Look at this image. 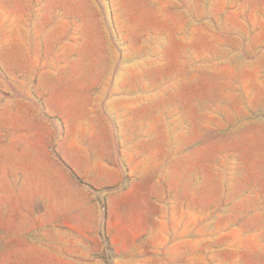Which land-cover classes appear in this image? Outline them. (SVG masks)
Segmentation results:
<instances>
[{"label": "rangeland", "instance_id": "1", "mask_svg": "<svg viewBox=\"0 0 264 264\" xmlns=\"http://www.w3.org/2000/svg\"><path fill=\"white\" fill-rule=\"evenodd\" d=\"M0 264H264V0H0Z\"/></svg>", "mask_w": 264, "mask_h": 264}, {"label": "crops", "instance_id": "2", "mask_svg": "<svg viewBox=\"0 0 264 264\" xmlns=\"http://www.w3.org/2000/svg\"><path fill=\"white\" fill-rule=\"evenodd\" d=\"M48 194L50 195V201L55 202V205L49 206L48 214L44 215L42 218L47 220L48 223L53 221H59L60 224H67V219L69 218L68 210L65 208V198L63 192H55L52 188H49ZM62 195V196H61ZM87 227L88 231L95 230L98 222V215L95 209L92 210V213H88Z\"/></svg>", "mask_w": 264, "mask_h": 264}]
</instances>
